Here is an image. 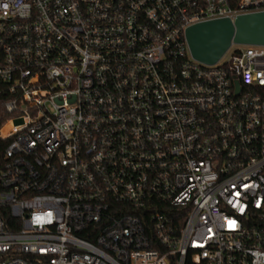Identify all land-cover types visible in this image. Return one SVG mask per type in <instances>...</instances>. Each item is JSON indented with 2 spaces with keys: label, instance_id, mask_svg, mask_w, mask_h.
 Returning <instances> with one entry per match:
<instances>
[{
  "label": "built area",
  "instance_id": "built-area-1",
  "mask_svg": "<svg viewBox=\"0 0 264 264\" xmlns=\"http://www.w3.org/2000/svg\"><path fill=\"white\" fill-rule=\"evenodd\" d=\"M261 12L0 0V264H264V45L186 39Z\"/></svg>",
  "mask_w": 264,
  "mask_h": 264
},
{
  "label": "water",
  "instance_id": "water-1",
  "mask_svg": "<svg viewBox=\"0 0 264 264\" xmlns=\"http://www.w3.org/2000/svg\"><path fill=\"white\" fill-rule=\"evenodd\" d=\"M186 39L194 59L214 65L232 43L264 45V12L239 16L234 22L219 19L191 26Z\"/></svg>",
  "mask_w": 264,
  "mask_h": 264
},
{
  "label": "rangeland",
  "instance_id": "rangeland-1",
  "mask_svg": "<svg viewBox=\"0 0 264 264\" xmlns=\"http://www.w3.org/2000/svg\"><path fill=\"white\" fill-rule=\"evenodd\" d=\"M244 46H238V45H233L230 50L226 53V55L223 58V62H226L229 60V58L232 56L233 52L238 49V48H243Z\"/></svg>",
  "mask_w": 264,
  "mask_h": 264
},
{
  "label": "trees",
  "instance_id": "trees-1",
  "mask_svg": "<svg viewBox=\"0 0 264 264\" xmlns=\"http://www.w3.org/2000/svg\"><path fill=\"white\" fill-rule=\"evenodd\" d=\"M260 93H261V95L263 96V99H264V89H261ZM2 111H3V107L0 106V114L2 113ZM3 147H5V145H3V144L1 145V143H0V164L3 161Z\"/></svg>",
  "mask_w": 264,
  "mask_h": 264
}]
</instances>
